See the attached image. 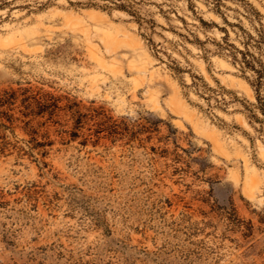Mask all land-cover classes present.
Returning a JSON list of instances; mask_svg holds the SVG:
<instances>
[{
    "label": "rangeland",
    "instance_id": "1",
    "mask_svg": "<svg viewBox=\"0 0 264 264\" xmlns=\"http://www.w3.org/2000/svg\"><path fill=\"white\" fill-rule=\"evenodd\" d=\"M128 1L0 0V92L60 107L44 148L6 131L33 156H0V264H264L263 115L227 46L264 0Z\"/></svg>",
    "mask_w": 264,
    "mask_h": 264
},
{
    "label": "trees",
    "instance_id": "2",
    "mask_svg": "<svg viewBox=\"0 0 264 264\" xmlns=\"http://www.w3.org/2000/svg\"><path fill=\"white\" fill-rule=\"evenodd\" d=\"M110 1L113 3V6L103 5L100 7L104 9L114 7L127 11L133 16L139 17L130 1ZM88 5L98 6L99 4L89 3ZM256 14L261 16L259 12H256ZM257 32V35H253L245 31L246 37L245 41H243L244 48H238L234 44L228 42L227 46L232 49L231 54L233 61L235 64L240 65L243 73H252L253 78H246L256 92L258 100L257 109L260 110L263 118L256 113H254L252 117L256 122L264 125V29L257 30ZM48 96V94L42 95L39 92L33 94L30 89H7L0 92V156H6L14 152H17L18 157L26 155L33 156L31 155L30 150L41 149L46 146L45 143L38 140L39 131L34 127L33 123L37 118L43 117L46 112H48L50 116H54L55 111L60 108L58 104L55 103L52 105L54 108L49 111L51 106L48 105L46 100V97ZM50 97H52V95ZM160 122L161 120H158L157 122L147 121L151 126L147 127L146 123H144L139 131L140 133L152 132L150 129L153 128V130L156 131L158 130L157 127ZM20 124H24L22 128L30 136V140L28 141L30 150H27L24 146H19L17 142H12L6 135L7 130H11L12 133H14L17 127H21ZM116 133H118L117 128L111 129V134ZM149 138L151 139V137Z\"/></svg>",
    "mask_w": 264,
    "mask_h": 264
},
{
    "label": "bare ground",
    "instance_id": "3",
    "mask_svg": "<svg viewBox=\"0 0 264 264\" xmlns=\"http://www.w3.org/2000/svg\"><path fill=\"white\" fill-rule=\"evenodd\" d=\"M246 84V86L251 90V88H250V86L247 84V83H245ZM252 91V90H251Z\"/></svg>",
    "mask_w": 264,
    "mask_h": 264
}]
</instances>
